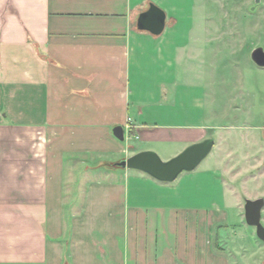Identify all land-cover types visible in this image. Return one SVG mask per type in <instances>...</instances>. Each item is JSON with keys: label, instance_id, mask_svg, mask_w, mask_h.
<instances>
[{"label": "crops", "instance_id": "1", "mask_svg": "<svg viewBox=\"0 0 264 264\" xmlns=\"http://www.w3.org/2000/svg\"><path fill=\"white\" fill-rule=\"evenodd\" d=\"M151 4L157 36L137 28ZM206 35L194 0H0V264H236L219 229L244 206L220 169L162 183L114 166L217 129Z\"/></svg>", "mask_w": 264, "mask_h": 264}, {"label": "rangeland", "instance_id": "2", "mask_svg": "<svg viewBox=\"0 0 264 264\" xmlns=\"http://www.w3.org/2000/svg\"><path fill=\"white\" fill-rule=\"evenodd\" d=\"M194 27L209 32L198 82L206 118L217 127L208 138L212 150L194 170L220 169L244 206L264 199V67L251 60L255 49L264 53V0H194ZM136 143L130 141L135 150ZM219 233L236 264H264V243L245 221Z\"/></svg>", "mask_w": 264, "mask_h": 264}, {"label": "water", "instance_id": "3", "mask_svg": "<svg viewBox=\"0 0 264 264\" xmlns=\"http://www.w3.org/2000/svg\"><path fill=\"white\" fill-rule=\"evenodd\" d=\"M164 27V12L152 4L138 16L137 28L141 31L157 36L163 32ZM251 60L257 66L264 67V53L261 49H255L251 53ZM112 133L118 140H124V132L121 127H115ZM213 145V139H205L188 146L168 161H162L153 151H142L114 164V166L140 171L162 183H172L181 173L193 171L210 153ZM263 207L264 199L262 198L245 199L244 201L245 223L255 229L256 237L264 243V226L261 223Z\"/></svg>", "mask_w": 264, "mask_h": 264}]
</instances>
